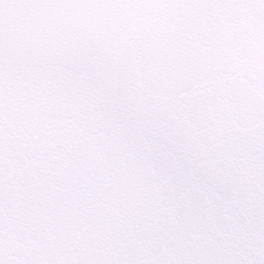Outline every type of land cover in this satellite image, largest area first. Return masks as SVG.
<instances>
[{
    "label": "snow or ice",
    "instance_id": "snow-or-ice-1",
    "mask_svg": "<svg viewBox=\"0 0 264 264\" xmlns=\"http://www.w3.org/2000/svg\"><path fill=\"white\" fill-rule=\"evenodd\" d=\"M0 264H264V0H0Z\"/></svg>",
    "mask_w": 264,
    "mask_h": 264
}]
</instances>
